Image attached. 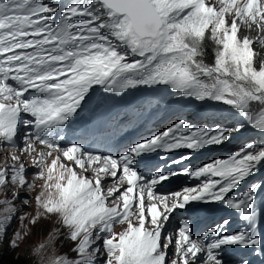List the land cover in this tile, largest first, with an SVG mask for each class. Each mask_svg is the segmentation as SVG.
<instances>
[{"label": "snow or ice", "instance_id": "6c2138e0", "mask_svg": "<svg viewBox=\"0 0 264 264\" xmlns=\"http://www.w3.org/2000/svg\"><path fill=\"white\" fill-rule=\"evenodd\" d=\"M95 86L121 98L166 86L239 119H179L122 154L101 155L64 143ZM249 128L264 137V0H0V244L16 219L35 227L55 217L36 249L40 264H264V182L243 188L264 170V140L199 167L168 162ZM179 175L197 183L158 191ZM33 192L34 215L24 212ZM217 205L242 226L224 218L194 235L190 218L172 223ZM21 239L16 232L10 248ZM61 241L74 255L53 252Z\"/></svg>", "mask_w": 264, "mask_h": 264}, {"label": "rangeland", "instance_id": "374dc122", "mask_svg": "<svg viewBox=\"0 0 264 264\" xmlns=\"http://www.w3.org/2000/svg\"><path fill=\"white\" fill-rule=\"evenodd\" d=\"M28 210L31 212H34L35 209L32 207H28ZM55 227V222L53 220L51 221H43L42 223H39V225L33 227L31 224H28V222L21 223L19 219H16L11 227V230L9 232V236L13 238L15 236L16 232H21L23 234V239H21L18 244L21 246V250H24L26 248H30L31 254L35 257L38 264H40L41 257L37 254V247L41 242H45V239L43 238V234L45 233L47 228H50L52 230ZM47 242V241H46ZM9 246V245H7ZM70 246L65 245L61 246V243H58L57 246L53 249V252L56 254H64ZM15 250L20 251L18 248H12Z\"/></svg>", "mask_w": 264, "mask_h": 264}, {"label": "trees", "instance_id": "16d2710c", "mask_svg": "<svg viewBox=\"0 0 264 264\" xmlns=\"http://www.w3.org/2000/svg\"><path fill=\"white\" fill-rule=\"evenodd\" d=\"M213 59L214 57L211 55V51H209V56L206 58V62L211 63ZM0 264H36V263L32 258L31 252L28 249L18 251L9 248L8 246H5L2 249L0 248Z\"/></svg>", "mask_w": 264, "mask_h": 264}, {"label": "bare ground", "instance_id": "6f19581e", "mask_svg": "<svg viewBox=\"0 0 264 264\" xmlns=\"http://www.w3.org/2000/svg\"><path fill=\"white\" fill-rule=\"evenodd\" d=\"M164 90H166V89H162L161 91H164ZM158 115L160 116V118L162 120H164L167 123L173 122V121H175V118L181 116L179 113H175V112H171V111H166L165 109H162V110L158 111ZM194 118L198 119L199 117L195 116ZM218 122L221 125H224L225 124L224 121H222V120H218ZM231 144L233 145V143H231Z\"/></svg>", "mask_w": 264, "mask_h": 264}]
</instances>
